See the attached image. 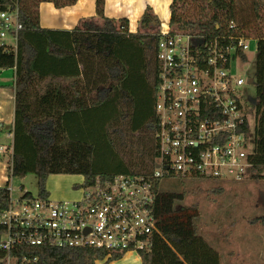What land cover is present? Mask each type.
I'll return each mask as SVG.
<instances>
[{"label":"trees","instance_id":"16d2710c","mask_svg":"<svg viewBox=\"0 0 264 264\" xmlns=\"http://www.w3.org/2000/svg\"><path fill=\"white\" fill-rule=\"evenodd\" d=\"M195 9L181 6L187 0H173L171 27L204 33L207 37L229 40L231 35L253 36L256 40V99L253 106L256 123L252 134L253 150L249 155L253 168L250 177H264V22L247 28L237 19L230 0H190ZM41 2L56 7L73 5L77 0H0V11L16 14L22 27L17 32L16 45L0 44V69L15 68V108L12 128L13 143L8 153V181L0 187V214L9 203L8 184L11 177L24 178L35 173L38 196L50 195L47 180L53 174L82 175V183L73 187L104 184L114 174H97L93 169L96 145L73 134L71 117L81 112L103 108L109 118L103 126V140L112 148L129 147L134 154L146 156L156 165L158 156L157 130L159 119L155 102L159 83L157 44L159 29L148 31L160 20L147 6L136 32L129 31L128 18H109L104 15L105 0H96L99 20L82 18L73 29H51L40 24ZM257 17L264 0H252ZM237 21V22H235ZM258 28V30H257ZM2 25L0 24V31ZM8 33H13L9 30ZM251 36V37H252ZM247 60V54L240 53ZM39 68L57 71L39 72ZM50 70V69H48ZM147 75L151 81L149 109L142 119L135 118L139 101L129 90L134 75ZM126 129L131 133L129 137ZM145 131L142 142L131 139L135 131ZM250 131L248 121L244 126ZM141 143V144H140ZM12 148V151H11ZM1 157V156H0ZM2 160V158H1ZM148 164L144 162L143 167ZM154 171H131L126 175L145 176L154 191L153 212L159 233L153 235L152 248L142 251L143 264H220L219 251L199 233L195 207H178L181 193L161 190V178ZM221 191L222 187H217ZM32 195L31 192H27ZM5 228L0 224V233ZM7 251L0 248V264ZM37 256V264H96L105 252L90 248H59L54 246L20 245L9 251L11 257ZM113 255L102 264L119 260Z\"/></svg>","mask_w":264,"mask_h":264},{"label":"built area","instance_id":"2783aa9c","mask_svg":"<svg viewBox=\"0 0 264 264\" xmlns=\"http://www.w3.org/2000/svg\"><path fill=\"white\" fill-rule=\"evenodd\" d=\"M0 18V44L6 43L9 30L16 41L22 27L17 15L0 11ZM163 26L157 44L159 153L153 176L244 181L253 168L249 158L252 134L244 130L246 119L250 129L248 111L253 99L240 87L254 85V78H244L236 69L238 60L247 61L240 53L247 54L253 37L238 34L225 41L178 30L170 23ZM7 148L0 145V155ZM84 188L80 199L56 200L50 195H28L27 190L14 195L8 184L9 203L0 214L5 228L0 234L8 237L0 243L8 252L3 264L38 263L37 256L9 255L20 245L104 251V258L96 259V264L129 253L142 260V251L151 250L152 237L159 233L150 180L143 175L120 174L104 184Z\"/></svg>","mask_w":264,"mask_h":264},{"label":"rangeland","instance_id":"374dc122","mask_svg":"<svg viewBox=\"0 0 264 264\" xmlns=\"http://www.w3.org/2000/svg\"><path fill=\"white\" fill-rule=\"evenodd\" d=\"M230 1L234 4L237 19L255 33L252 27L253 25L262 26L264 8L260 17H257L252 7V0ZM178 6L190 7L193 10L197 4L187 0V2L179 3ZM158 15L160 24H152L148 31L158 30L162 25L161 22L163 27L167 28L169 8L165 4L160 5ZM248 43L250 47L247 51V61L238 60L236 70L238 75L244 78L248 76L255 78L256 40L253 38ZM51 70L57 71L56 68H39L41 73ZM150 89L151 81L147 75L140 77L135 74L129 81L128 91L139 101L135 115L137 120L142 119L143 114L150 107ZM240 90L250 95L253 100L256 99L253 84H244ZM244 101L247 102V99ZM248 112L250 130L253 134L256 123L253 104ZM108 118V108L106 110L100 108L78 113L69 121L75 136L96 145L93 159L94 171L99 175L104 173L120 175L131 171H141V169L147 173L151 170L155 171L156 165L149 162L146 156L137 152L133 154L129 147L112 148L110 143L103 140V126ZM126 131L128 133L126 136L129 137L131 133L127 129ZM145 137V131L141 129L135 131L131 139L142 142ZM1 158L4 159L2 161L7 162L8 153ZM144 162L148 164L147 167H143ZM82 182V175L53 174L47 180V189L53 199L77 200L84 195L85 188L73 186ZM9 184L14 189V195H19L25 190L35 196L38 195V181L35 173H28L24 178L11 177ZM217 187H222V190L216 191ZM160 189L176 190L177 193H181V197L176 202L178 207L196 208L198 231L219 251L220 264H264V177L259 179L249 177L241 182H230L182 180L178 177L165 176L161 178ZM7 238L6 234H0V243ZM138 261V255L133 253L108 264H139Z\"/></svg>","mask_w":264,"mask_h":264},{"label":"crops","instance_id":"0c3cea01","mask_svg":"<svg viewBox=\"0 0 264 264\" xmlns=\"http://www.w3.org/2000/svg\"><path fill=\"white\" fill-rule=\"evenodd\" d=\"M172 1L173 0H105L104 15L116 19L128 18L129 31L136 32L139 28V21L148 5L153 8L154 13L158 17L160 5L165 4V6L169 8V23L171 18L170 5ZM39 14L41 26L51 29H73L82 18L99 20L96 13V0H77L75 4L65 7H56L52 2H41ZM1 23L2 19L0 18V24ZM161 24L163 25L162 22ZM4 41L11 46L16 45L13 33H7ZM15 73V68L0 69V145L4 146H9L13 143L12 128L14 124L15 108ZM2 160L4 159L2 158ZM2 160L0 157V187L4 186L9 178L8 162ZM132 254L133 253H129L127 255L130 256ZM138 258L139 264H143L141 258Z\"/></svg>","mask_w":264,"mask_h":264},{"label":"water","instance_id":"95a60500","mask_svg":"<svg viewBox=\"0 0 264 264\" xmlns=\"http://www.w3.org/2000/svg\"><path fill=\"white\" fill-rule=\"evenodd\" d=\"M251 80H253V79L251 78Z\"/></svg>","mask_w":264,"mask_h":264}]
</instances>
